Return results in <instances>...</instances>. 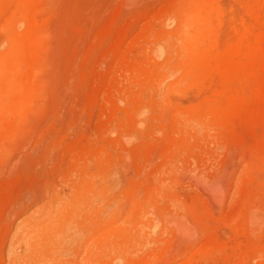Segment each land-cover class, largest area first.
<instances>
[{
  "label": "rangeland",
  "instance_id": "374dc122",
  "mask_svg": "<svg viewBox=\"0 0 264 264\" xmlns=\"http://www.w3.org/2000/svg\"><path fill=\"white\" fill-rule=\"evenodd\" d=\"M85 259L264 264V0H0V264Z\"/></svg>",
  "mask_w": 264,
  "mask_h": 264
},
{
  "label": "bare ground",
  "instance_id": "6f19581e",
  "mask_svg": "<svg viewBox=\"0 0 264 264\" xmlns=\"http://www.w3.org/2000/svg\"><path fill=\"white\" fill-rule=\"evenodd\" d=\"M42 148V147H41ZM40 150V149H39ZM42 153H43V151H41ZM40 152V153H41ZM199 180V179H198ZM205 182V181H204ZM218 182V181H217ZM209 184V183H208ZM219 184V183H218ZM210 185V184H209ZM211 187H209V189H210ZM218 188V187H217ZM213 190H214V188H213ZM58 192V191H57ZM214 192V191H213ZM73 193V192H72ZM76 193V192H75ZM66 195V194H65ZM72 198L70 199V200H67L66 202H62L63 204H62V206L64 207V206H68V205H71V206H73L72 204L74 203V201H76V199H78V197H77V195H75L74 193L72 194ZM61 203V202H60ZM74 205H76V204H74ZM58 211V210H57ZM60 213V212H59ZM62 213V212H61ZM64 214V213H63ZM53 216H54V214H53ZM52 216V217H53ZM58 216V215H57ZM44 226V225H43ZM47 226V225H46ZM54 226V225H53ZM182 226H185V225H182ZM40 228V227H39ZM50 228V227H49ZM183 229V228H182ZM38 230H40V231H42L43 230V228L41 229H36V230H34L35 231V233H38V235H39V232H38ZM45 230H47V229H45ZM186 230V229H185ZM42 235V234H41ZM78 245V244H77ZM83 250V249H82ZM83 261H85L84 263H86L87 264V261H86V259L85 260H83ZM84 263H82L81 262V264H84Z\"/></svg>",
  "mask_w": 264,
  "mask_h": 264
}]
</instances>
